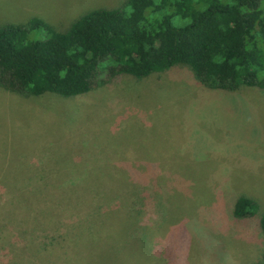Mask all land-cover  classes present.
Masks as SVG:
<instances>
[{"label": "rangeland", "instance_id": "1", "mask_svg": "<svg viewBox=\"0 0 264 264\" xmlns=\"http://www.w3.org/2000/svg\"><path fill=\"white\" fill-rule=\"evenodd\" d=\"M124 1L0 0V26L65 32ZM237 193L264 211V90L185 65L69 99L0 88V264H254L260 216L234 220Z\"/></svg>", "mask_w": 264, "mask_h": 264}, {"label": "trees", "instance_id": "2", "mask_svg": "<svg viewBox=\"0 0 264 264\" xmlns=\"http://www.w3.org/2000/svg\"><path fill=\"white\" fill-rule=\"evenodd\" d=\"M40 30L47 36H34ZM177 65L210 90H264V0H125L84 13L65 32L39 18L0 26V88L21 97L75 98L121 75L144 79ZM259 210L234 194L232 218L260 216L264 240ZM260 256L254 264H264V241Z\"/></svg>", "mask_w": 264, "mask_h": 264}]
</instances>
